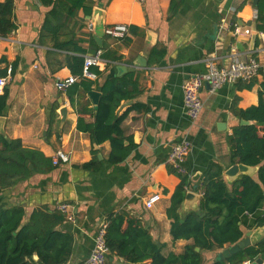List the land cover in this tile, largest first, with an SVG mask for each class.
I'll use <instances>...</instances> for the list:
<instances>
[{
	"label": "crops",
	"instance_id": "crops-1",
	"mask_svg": "<svg viewBox=\"0 0 264 264\" xmlns=\"http://www.w3.org/2000/svg\"><path fill=\"white\" fill-rule=\"evenodd\" d=\"M86 5L92 14L103 6L104 27L90 33L88 16L80 11L69 28L87 51L85 57L101 51L103 66L98 69L104 78L118 75L121 66L133 68L141 56L147 61V68L135 71L143 92L123 101L119 109V115L131 109L122 124L129 138L127 158L120 164H110V143L96 148L89 133L78 129L80 116L87 124L95 122L93 114L81 115L86 107L95 110L88 94L76 97L74 108L68 92L57 90L58 80L75 75L66 65L69 53L53 48L49 37H40L51 7L40 0H14L16 30L0 37V76L7 80L4 94L8 98L0 116L4 118L0 134L20 140L25 148L39 150L51 159L63 151L69 161L53 165L48 173H33L1 191L0 210L22 207L29 220L35 210L59 212V205L69 204L73 220L65 219L56 228L74 239L66 264L85 263L99 229L117 214L137 219L156 244L166 246L164 254H180L191 241L174 242L170 233L172 221L167 210L181 179L169 171V151L184 140L192 144L186 160L187 193L200 198L191 207L183 203L181 213L198 211L202 182L212 165H220L224 172L233 166L230 136L246 121L236 111L259 104L264 84V30L258 26L264 25L260 22L264 0H86ZM115 24L128 26L124 39L105 34V28ZM235 26L241 29L239 35L233 34ZM67 37L64 34L62 40ZM156 46L164 48L166 55L150 65L149 53ZM249 58L261 66L253 87L248 89L245 83H239L211 92L205 85L200 93L203 110L193 122L184 108L185 82L195 74L206 73L211 63L228 67L233 60ZM63 109L67 111L65 120ZM94 151L101 163L99 168H83L94 159ZM224 180L228 183L225 176ZM249 231L244 229L245 235ZM210 253L214 252L206 255ZM108 261L130 264L111 255Z\"/></svg>",
	"mask_w": 264,
	"mask_h": 264
},
{
	"label": "trees",
	"instance_id": "trees-1",
	"mask_svg": "<svg viewBox=\"0 0 264 264\" xmlns=\"http://www.w3.org/2000/svg\"><path fill=\"white\" fill-rule=\"evenodd\" d=\"M40 2L51 7L40 37H49L53 48L69 53L66 65L80 79L79 83H74L67 90L71 105L76 107V97L80 99L82 93L87 95L92 90L101 93L97 110L86 107L81 112V115L93 114L95 122L87 124L80 116L78 129L89 133L98 146L109 142L111 152L108 162L112 165L122 163L127 158L129 148L126 145L129 138L125 136L122 124L131 109L122 115H119V109L123 101L132 100L143 92L136 73L104 78L103 72L92 67L90 71L96 75V79L82 78L87 51L70 31L69 24L80 11L85 16H91V8L87 7L86 0ZM13 14V0L0 3V37H7L16 30ZM260 22L264 23V17L261 16ZM258 27L264 30V25ZM64 34L68 37L62 40ZM41 42L45 43L43 40ZM165 55L164 48L154 47L149 53V64L159 63ZM245 84L248 89L254 85L253 82ZM7 100V93L0 96V116L7 106ZM236 114L251 124L234 128L230 136L232 165L258 168L256 175H241L228 184L224 180V169L213 164L202 182L200 209L182 214L188 179L170 168V173L181 179L167 210V216L172 221L170 233L174 242L183 240L191 241V244L186 245L180 254L171 252L166 255V246L156 244L137 219L117 214L110 216L106 234L111 256L122 258L130 264H206L205 252L217 251L219 254L226 247L238 244L245 237L244 229L253 230L264 225V84L259 93V104L237 110ZM100 164L94 151V159L84 164L83 168L93 167L97 170ZM53 169L52 159L41 151L25 148L20 140H11L0 134V192L30 178L33 173L45 174ZM64 220L60 212L50 213L44 209L35 210L29 220H26V211L22 207L0 210V264H66L72 255L74 239L71 234L56 229ZM263 254L264 243H261L243 249L225 261L215 260L208 264H244L255 261ZM106 264L115 263L108 261Z\"/></svg>",
	"mask_w": 264,
	"mask_h": 264
},
{
	"label": "built area",
	"instance_id": "built-area-1",
	"mask_svg": "<svg viewBox=\"0 0 264 264\" xmlns=\"http://www.w3.org/2000/svg\"><path fill=\"white\" fill-rule=\"evenodd\" d=\"M14 1V0H13ZM138 3H144L145 0H135ZM88 30L90 33L94 31V25L91 21L88 23ZM129 32L128 26L125 24H115L106 28L105 34L118 40L124 39ZM241 29L235 26L233 30L234 35H239ZM245 33L249 34V30ZM103 61L101 59V51L96 54L85 57L82 78L88 80H95L96 75L90 70L92 67L101 68ZM261 66L254 58L236 59L228 67H217L215 64H210L209 69L204 74H195L191 76L183 86L184 108L188 117L193 121H197L203 110V101L201 99V90L205 85L210 86L211 92H217L225 85H237L239 83L254 82L260 74ZM79 78L71 76L66 79H60L56 83V88L60 92H66ZM7 84L6 78L0 76V96L4 95V90ZM191 142L184 140L180 143L174 144L168 155V164L173 168L177 174L186 176V160L191 151ZM53 165L57 166L60 162H68L69 156L63 151H58L53 159ZM152 205L148 204V208ZM69 204H61L58 206L59 212L67 220H73V214L70 210ZM108 224L104 223L99 229L95 241L94 248L88 257L85 264H106L110 255V250L106 241ZM252 262H245L244 264H251Z\"/></svg>",
	"mask_w": 264,
	"mask_h": 264
},
{
	"label": "water",
	"instance_id": "water-1",
	"mask_svg": "<svg viewBox=\"0 0 264 264\" xmlns=\"http://www.w3.org/2000/svg\"><path fill=\"white\" fill-rule=\"evenodd\" d=\"M87 20L93 23L94 32L101 26L104 27L103 25V20H104L103 6H100L98 9L94 10L93 14L89 16ZM134 65L135 66L133 68L131 67L129 68L127 66L119 67L120 72L118 75H124L128 72H135L137 69H141V68H147V61L144 57L141 56L134 62ZM88 96L92 100L95 110H97L101 93L99 91L92 90L91 92L88 93ZM62 114H63V120H65L66 115H67L66 109L62 110ZM3 120L4 118H0V123ZM247 124H248L247 121H242V125H247ZM126 145H128V142L126 143ZM97 146L98 145H95L96 148ZM30 167L32 168V166ZM257 170L258 168H253L250 166H246L244 164H237V165H233L228 170H226V172H224V176L226 177L228 183L232 184L241 175L253 176L256 174ZM199 198H200L199 195L193 192H188L186 195L185 201H184L185 206L191 207L194 203L198 202ZM261 243H264V225L247 232L245 237L238 244L225 248L221 253L218 254L216 261H225L231 256L236 255L237 253L241 252L243 249H246L248 247L255 246ZM197 251H199L198 248H197ZM35 260H37V257H35ZM111 261L113 260L111 259ZM251 264H264V258L259 257L255 261H253Z\"/></svg>",
	"mask_w": 264,
	"mask_h": 264
},
{
	"label": "rangeland",
	"instance_id": "rangeland-1",
	"mask_svg": "<svg viewBox=\"0 0 264 264\" xmlns=\"http://www.w3.org/2000/svg\"><path fill=\"white\" fill-rule=\"evenodd\" d=\"M175 249H177V248H175ZM217 256H218V252L217 251H215L214 253H210L208 256L206 255V252H205L204 257H205V260L207 259L206 260V264H208L209 262L215 261Z\"/></svg>",
	"mask_w": 264,
	"mask_h": 264
}]
</instances>
